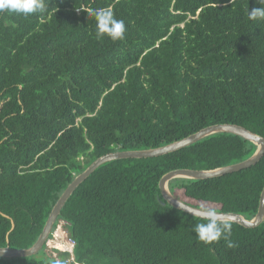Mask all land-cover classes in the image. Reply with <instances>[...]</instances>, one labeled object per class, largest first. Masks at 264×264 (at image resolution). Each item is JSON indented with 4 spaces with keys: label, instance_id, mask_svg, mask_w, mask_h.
<instances>
[{
    "label": "trees",
    "instance_id": "1",
    "mask_svg": "<svg viewBox=\"0 0 264 264\" xmlns=\"http://www.w3.org/2000/svg\"><path fill=\"white\" fill-rule=\"evenodd\" d=\"M255 0H49V12H0V247L37 239L65 187L95 158L181 139L215 123L264 138V20ZM57 8V10H56ZM125 21L124 39L95 38L93 9ZM250 141L216 133L174 152L98 166L72 192L59 221L70 251L46 245L0 264H264V220L232 223L233 246L197 242L202 218L175 209L160 177L176 168L239 162ZM264 186V154L248 168L169 189L204 209L251 218ZM13 222V228L11 223Z\"/></svg>",
    "mask_w": 264,
    "mask_h": 264
},
{
    "label": "water",
    "instance_id": "2",
    "mask_svg": "<svg viewBox=\"0 0 264 264\" xmlns=\"http://www.w3.org/2000/svg\"><path fill=\"white\" fill-rule=\"evenodd\" d=\"M216 133H232L238 135L253 143L256 148L249 157L239 162L210 169L176 168L164 173L158 181L160 194L162 196V199L166 203H168L175 209L181 210L192 216L202 218L203 209L192 206L173 195V193L169 189V181L175 178L193 180L215 178L255 165L264 154V138L261 135L254 133L244 126L238 124L215 123L205 126L181 139L174 140L161 146L146 149L117 150L105 153L95 158L82 172L76 174L71 182L65 187V189L57 198L56 202L53 204L36 241L31 246L27 248L13 249L9 247L7 240L6 245L4 247H0V257H29L38 253V251L42 249L43 245L46 244L48 237L52 232L53 224L55 223L57 217L60 214L61 208L64 206L69 196L78 187V185L83 182L101 164L117 159L157 157L174 152L202 138ZM177 203L181 205V208L177 206ZM221 213H223L231 222L237 223L243 227L253 228L258 226L264 220V186L260 193L257 211L251 218H246L242 214L234 212ZM12 228L13 222L11 223L10 230H12Z\"/></svg>",
    "mask_w": 264,
    "mask_h": 264
},
{
    "label": "clouds",
    "instance_id": "3",
    "mask_svg": "<svg viewBox=\"0 0 264 264\" xmlns=\"http://www.w3.org/2000/svg\"><path fill=\"white\" fill-rule=\"evenodd\" d=\"M258 7L248 11L250 21L264 20V0H255ZM57 10V8H56ZM18 13L24 17L39 14L41 17L49 12V0H0V12ZM95 21V38L103 40L108 38L113 42L124 39L126 26L123 19H117L111 8L93 9L91 12ZM181 208V205L177 203ZM224 217V218H222ZM202 221L196 223L193 231L197 242L211 245L221 239L233 246L231 236L232 223L226 216L214 208L202 210Z\"/></svg>",
    "mask_w": 264,
    "mask_h": 264
},
{
    "label": "rangeland",
    "instance_id": "4",
    "mask_svg": "<svg viewBox=\"0 0 264 264\" xmlns=\"http://www.w3.org/2000/svg\"><path fill=\"white\" fill-rule=\"evenodd\" d=\"M68 236L62 221H59L56 229L53 231L52 236L46 242L45 251L55 255L53 249L64 250L68 248ZM68 251V250H67Z\"/></svg>",
    "mask_w": 264,
    "mask_h": 264
},
{
    "label": "built area",
    "instance_id": "5",
    "mask_svg": "<svg viewBox=\"0 0 264 264\" xmlns=\"http://www.w3.org/2000/svg\"><path fill=\"white\" fill-rule=\"evenodd\" d=\"M67 245L70 249H72L73 245H74V241L70 238H68V241H67Z\"/></svg>",
    "mask_w": 264,
    "mask_h": 264
},
{
    "label": "bare ground",
    "instance_id": "6",
    "mask_svg": "<svg viewBox=\"0 0 264 264\" xmlns=\"http://www.w3.org/2000/svg\"><path fill=\"white\" fill-rule=\"evenodd\" d=\"M64 250H66V251H67V250L70 251L71 249L68 247L67 249H64Z\"/></svg>",
    "mask_w": 264,
    "mask_h": 264
}]
</instances>
